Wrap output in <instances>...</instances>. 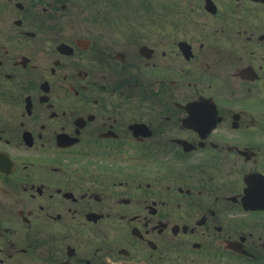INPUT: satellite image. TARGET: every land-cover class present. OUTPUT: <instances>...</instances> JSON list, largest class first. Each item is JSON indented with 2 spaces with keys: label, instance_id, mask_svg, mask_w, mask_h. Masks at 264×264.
Instances as JSON below:
<instances>
[{
  "label": "flooded vegetation",
  "instance_id": "af4514ba",
  "mask_svg": "<svg viewBox=\"0 0 264 264\" xmlns=\"http://www.w3.org/2000/svg\"><path fill=\"white\" fill-rule=\"evenodd\" d=\"M0 264H264V0H0Z\"/></svg>",
  "mask_w": 264,
  "mask_h": 264
}]
</instances>
